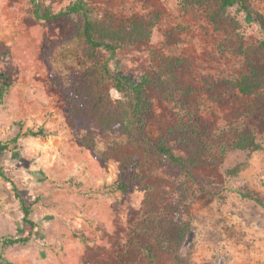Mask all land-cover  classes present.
<instances>
[{
	"label": "rangeland",
	"instance_id": "374dc122",
	"mask_svg": "<svg viewBox=\"0 0 264 264\" xmlns=\"http://www.w3.org/2000/svg\"><path fill=\"white\" fill-rule=\"evenodd\" d=\"M31 1L0 0V168L27 203L35 202L32 219L38 226L24 222L12 185L0 178V258L11 264H264V132L257 135L259 151L222 154L256 100L238 94L213 102L205 91L208 77L248 73L244 57L223 51L225 32L215 28L208 11L184 13L180 0H87L115 22L159 15L150 40L99 53L114 71L135 79L154 73L162 59L183 60L180 77L199 93L181 111L150 86L146 118L154 141L189 115L209 124L213 161L181 176L168 174L146 147L72 118L59 84L81 67L77 25L38 20ZM73 1L38 0L43 10L54 11ZM253 5L264 14V2ZM239 19L247 46L264 39L258 26H247L243 14ZM106 85L119 97L113 83ZM40 128L45 137L9 144L18 133ZM88 138L90 148L82 143ZM133 159L149 189L132 182L126 164ZM239 164V174L231 175ZM125 181L128 191L117 190ZM179 198H187L193 227L184 250L159 246L152 232L139 233L148 199ZM27 236L26 245H4L6 238Z\"/></svg>",
	"mask_w": 264,
	"mask_h": 264
},
{
	"label": "trees",
	"instance_id": "16d2710c",
	"mask_svg": "<svg viewBox=\"0 0 264 264\" xmlns=\"http://www.w3.org/2000/svg\"><path fill=\"white\" fill-rule=\"evenodd\" d=\"M143 1V0H136ZM255 0H180L181 9L189 13L204 8L209 13L215 28L225 32L222 44L224 52H233L245 59L248 73L237 78L215 81L205 79L206 92L213 102L226 101L241 94L254 96L256 105L248 112L246 120L237 130L235 139L223 150L257 152L261 149L258 133L264 132V39L256 45L247 46L242 32L244 25L258 26L264 32V14L253 5ZM264 2V0H257ZM34 14L38 20L54 22L69 19L77 25V40L80 53V70L69 73L59 84L65 94L74 120H83L94 126L104 135H119L131 143L146 147L168 174L188 175L191 169L212 162V130L209 124L197 115H189L186 120L169 128L159 141H154L146 131V118L151 111V101L147 88L152 86L155 92L181 110L187 111L192 98L198 90L185 85L180 77L183 60L170 57L159 61L156 71L135 79L117 73L107 61L102 60L100 50L111 54L151 39L154 28L160 20L159 15L149 21L129 20L112 21L101 15L87 0H75L58 11L43 10L38 0H32ZM106 82L113 83V89L119 95L115 98ZM45 137L43 128L18 133L10 142L16 146L22 137ZM85 147H91L92 140H82ZM126 167L131 171L132 182L139 187L149 189L144 177L139 173L136 159L128 161ZM125 167V168H126ZM243 165L230 170L236 176ZM129 176V175H128ZM126 176V181L129 177ZM0 178L12 185V191L19 201L24 222L35 229L38 224L32 219L35 202L27 203L19 193L17 185L0 168ZM117 183L116 189L128 191L127 182ZM129 183V182H128ZM187 198L172 202L148 199L143 213V223L136 226L143 235L152 232L159 246L167 245L182 251L188 244L193 227L187 219ZM31 236L6 238L4 245H26ZM4 264H11L1 256Z\"/></svg>",
	"mask_w": 264,
	"mask_h": 264
}]
</instances>
